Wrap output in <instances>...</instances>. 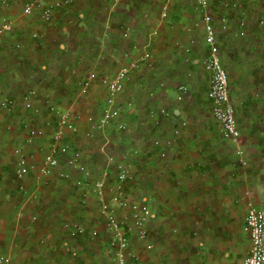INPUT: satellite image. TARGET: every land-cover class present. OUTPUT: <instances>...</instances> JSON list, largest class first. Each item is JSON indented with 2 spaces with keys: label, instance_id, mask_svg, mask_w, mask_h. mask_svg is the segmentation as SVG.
Masks as SVG:
<instances>
[{
  "label": "crops",
  "instance_id": "1",
  "mask_svg": "<svg viewBox=\"0 0 264 264\" xmlns=\"http://www.w3.org/2000/svg\"><path fill=\"white\" fill-rule=\"evenodd\" d=\"M44 1L51 4L55 0ZM121 1L105 0L107 7L104 0H71L54 9L48 21L42 19L39 7L34 8L29 14L27 38L18 40L4 34L0 39V101L11 99L8 95L15 96L17 90H23V94L35 89L40 94L36 99L39 111L35 114L39 121L35 124L43 129L48 128V120L43 118L47 105H70L77 132H67L66 139L82 151V160L91 172L87 177L91 184L101 177L108 155L123 159L131 150L137 151L133 157L137 200L151 210L147 229L153 244L151 250L145 251L141 264H241L250 245L243 230L245 200L250 197L257 204L264 201V132L253 129L259 119L252 116L244 118L248 119L246 124L240 122L250 128L249 133L241 134L247 156V164L241 166L234 145L219 133L209 131L204 119H185L181 105L172 111L174 116L168 111L169 115L162 113L166 108L165 91L173 88L166 89V82L159 78L160 66L168 56L173 63L171 68L177 69L182 65L177 61L178 53L192 55L197 42L206 45L202 20L197 27L181 17L166 20L176 0L168 4L165 17L163 0H158L160 4L154 9L141 12L140 7L134 8L135 0ZM235 1L238 0H209L216 11L210 10L215 16L225 14L228 18V30L223 33L234 39L245 38L249 23L254 21L252 12L264 0H245L233 9L230 4ZM17 2L10 0L8 6L0 3V17H14ZM197 15L201 19L199 11ZM260 18L263 17L256 19L257 26ZM193 19L196 20L195 16ZM239 20L245 22V34L241 37L236 33ZM259 28L262 34L255 33L258 45L264 43V29ZM143 51L149 52V60L131 71L124 90L116 98L119 120L127 124L122 136L111 138L115 122L91 137L86 136L87 116L98 117L106 88L97 79L87 92L81 93L79 79L90 71L99 78H109ZM244 51L241 47L236 49L240 67ZM251 51L249 75L257 79L261 54H255L256 47ZM205 56H192L190 64L195 66L201 61L202 65ZM172 80L177 81L174 77ZM179 83L189 91L187 82ZM72 92L73 95L68 94ZM5 111L8 110L0 107V236H29V264H95L92 251L96 247L90 242V233L96 226L104 232L97 214L98 204L96 214L89 210L83 213L78 205L82 202L89 206L88 201L96 199L71 181L37 176L32 171L22 181L26 191H20L14 181L13 151L15 143L24 140L25 132L20 134L11 127L21 121ZM181 121H186V125L181 126ZM175 129L178 133H174ZM48 137L44 133L25 144L23 151L29 154V162L42 160L40 150L47 146ZM59 168L66 169L64 164ZM112 170L115 173L111 165L109 178L114 176L110 175ZM31 194L37 195L36 201L31 200ZM242 207V213H237ZM95 218L100 226L95 225ZM70 222L85 226L84 233L70 237L64 226Z\"/></svg>",
  "mask_w": 264,
  "mask_h": 264
},
{
  "label": "built area",
  "instance_id": "2",
  "mask_svg": "<svg viewBox=\"0 0 264 264\" xmlns=\"http://www.w3.org/2000/svg\"><path fill=\"white\" fill-rule=\"evenodd\" d=\"M9 1L0 0V3L3 6H8ZM113 1L117 2L118 0ZM171 1L163 0V17L166 16L168 4ZM242 1L245 0L232 2L230 6L233 9H238ZM70 2L71 0H55L53 3L48 4L44 0H28L22 5V12L30 14L34 8L39 7L42 19L48 21L54 9L61 8ZM193 2L201 14L205 33L204 40L209 49L202 65L209 75L207 97L211 103V114L218 124V133L224 140L234 145L237 161L241 166H244L247 164V158L241 143V131L237 124L235 109L230 99L228 73L221 63L216 46L217 34L228 30L229 20L225 14L215 16L210 10L209 0H193ZM237 24V35L244 36L245 22L239 20ZM257 24L264 29V18L258 19ZM12 27L11 18L5 15L0 17V39L4 34L10 32ZM149 58V52L143 51L137 59L122 64L111 77L100 79V82L106 88L104 106L98 117L92 114L87 116L89 127L86 136L91 137L96 131L104 129L113 122H115V128L118 131H124L127 128V124L119 120L120 108L116 103V98L124 90V85L129 79L131 71L137 69L141 63L148 61ZM97 79L98 77L93 71L80 78L78 81L80 92H87L91 83ZM181 89L186 91V86H181ZM37 97L38 93L35 89L26 90L21 96L22 107L34 114L38 113ZM13 105L12 99L5 98L0 101V107L4 110L10 111ZM47 108L49 112L56 115V123L47 146L42 147L40 150L42 160L39 163L33 159L29 162V154L23 151L22 147L14 148L15 184L20 191L25 192L22 181L26 173L32 171L37 176L71 181L83 193H91L97 201L98 218L108 237L105 252L111 254L112 260L116 264H139V256L133 250L132 242L140 243L145 251L151 250L153 244L149 241V231L147 229V223L151 217L149 206L141 201L129 198L125 194L126 185L133 178V157L137 151L131 150L123 159L108 155L101 177L95 179L91 184L87 180L91 172L82 160V151L73 147L72 140L66 139L67 132L71 135L77 132V126L69 111L54 104L47 105ZM161 112L169 115L165 110H161ZM180 125L185 126L186 121H181ZM22 127L25 130L24 143L26 145L31 144L36 138L43 135L42 130L36 126H29V124L24 123ZM174 133H178V130L175 129ZM61 164H64L66 169L59 168ZM111 165L114 166L115 170L112 179L109 178ZM30 198L32 201H36L37 195L31 194ZM34 219L35 217H33ZM64 226L70 237H77L84 233V227L77 222L65 223ZM243 230L249 238L250 245L241 264H264V201L257 204L250 197H247L245 200ZM90 236L92 238L97 237L98 231L92 229ZM0 264H9V258L0 254Z\"/></svg>",
  "mask_w": 264,
  "mask_h": 264
},
{
  "label": "rangeland",
  "instance_id": "3",
  "mask_svg": "<svg viewBox=\"0 0 264 264\" xmlns=\"http://www.w3.org/2000/svg\"><path fill=\"white\" fill-rule=\"evenodd\" d=\"M27 1L28 0H18L16 11H14L15 16L11 17V20L13 22L12 30L10 33L7 32L5 36L7 37L13 36L14 38L18 40L21 38H25V37L27 38L29 36V14H24L21 10L22 5L25 4ZM135 1L137 5H134V8L137 9L138 7H140L139 8L140 12L144 9L146 10L149 9L150 7H153L152 9H154L155 5L159 6L160 4L158 0H135ZM213 1L216 2L218 0H213ZM102 3L104 4V6H107L108 4V3L106 4L105 0ZM120 3H123V0ZM193 3H194L193 0H176L175 5H173L172 9L168 12V16L166 20H172L175 18L178 19L181 17L183 19L191 20V25L192 26L194 25L195 27H197V25H200L201 19H200V16L197 15L198 10L195 7V4ZM261 6L260 8L252 12L251 19L254 21L252 23H249V26H248L249 33L245 36V38L234 39L233 36H230V35H227V33H221V32H219L216 37V46L218 48V55L221 60V63H222V59L224 58V63H222V65L228 73L229 89H230V97H231L230 99L235 109V114H236L235 116H236L237 124H238L239 129L241 130L242 136L249 133L248 131L250 128L244 125H240V122H242L243 124H246L245 122H247L249 117H252V116L255 120L256 118L259 119L257 120V122L254 121L256 122L253 125L254 131H256L257 133L264 132V122H263L264 121V43H261L260 45L255 44V40H256L255 33L258 32L259 35L262 34L261 29L256 25V19L258 17L264 18V11H263L264 4H262ZM210 8H212L213 11H216L213 6ZM194 16L196 19L195 21L193 19ZM119 17L121 16L119 15L118 18ZM156 18H158V16H156ZM250 28H252L251 31H250ZM190 29L191 30H189V33L192 34L193 29L192 28ZM262 37L264 39V34L262 35ZM198 39H200V37ZM19 45L21 44L19 43ZM240 47H241V50L243 49L245 50L242 53L243 55V59H241L242 67L239 66L240 62L239 63L236 62V59H238L236 56L237 55L236 49ZM253 47H256L258 50L257 52H255V54H259V55L261 54V61L259 59L260 68L258 70L260 72V75L258 76L257 79H255L254 77L251 78L249 75L251 71L250 62L252 63V61H250V54L252 53L251 49ZM16 50H18L17 47H15V51ZM208 50L209 49L207 45L202 46L197 42V44L194 46L192 55L191 53H188V54L186 53L183 54L182 52L178 53L177 61H180L182 65L181 67L178 66L177 69L171 68V65L173 63H171V59L168 58L167 56V60L164 63H162L160 66L159 78L166 82V89H168L170 86H172L173 88L172 91H167V90L165 91L166 108L164 109L166 111H168L171 114L172 111L178 105H181L180 107L183 110L182 117H184L187 120L191 119V120H196V121L199 118H200L199 120L204 119V122L206 123V127H208V130L211 132L218 133V124L212 117L211 103L207 97L209 75L202 68L201 61L199 62V64H196L195 66H192L190 64V58H192V56L200 57L201 59L203 56L207 55ZM172 77H174V79H177V81L172 80ZM101 78L98 77V79H101ZM251 79L253 80L251 81ZM181 80L182 82H187L190 88L189 91L188 89H186V91H183L181 89V86H184V84L179 83V81ZM22 91L19 92L17 90L15 93V96L8 95L14 102V105L10 111H5V112H9L11 115H13V117L16 120H19L21 122L31 124V125L33 124L36 126L35 122L39 121V117L35 116V114L32 115L31 112L25 110L22 107V103L20 100V95L22 94ZM37 93L39 97L40 94L39 92ZM68 94L73 95V92L68 93ZM103 106L104 104H100V106L98 107H101V109L103 110ZM180 107L179 109H181ZM60 108L64 110H68L71 115V112L69 110L70 105L65 106V108H62V107ZM102 110L100 111L102 112ZM100 111L97 113L95 112V113L99 116L101 114ZM43 115H44L43 118L48 120L47 123H49V125L47 126L48 128H45V129H43L40 125L39 129L42 130L43 134L45 133L49 135L50 137L54 129L55 123H56V115L49 112L48 109L44 111ZM244 118H248V119L245 120ZM21 122L19 123L14 122L11 125V127L12 128L15 127L20 134L25 132V130L22 127ZM43 126L45 125L43 124ZM111 127H113L111 131L113 133L110 134V135H113L111 138H115V139L120 138L122 136L120 133L123 131H118L114 126H111ZM47 129H50L51 131L49 130L50 131L49 132L47 131ZM114 131L116 133H114ZM48 142H49V139H48ZM25 146L26 145L24 143V140L22 142L18 140L17 143H15L14 148L22 147V149L24 150ZM226 147H229V146H226ZM134 170L135 171L133 172L132 180L129 181L126 185L125 194L129 198H133L137 200L138 180L136 178L137 170H136L135 164H134ZM111 173L110 175H113L114 171L112 170ZM112 177L113 176H111L110 179H112ZM88 202H90L89 206H87V204L79 202L80 205L78 206L80 207L81 211L83 210L82 212L84 213L87 210H89V212L93 211V213L96 214V205H97L96 200L91 199ZM242 210H243V207L237 210V213L238 212L242 213ZM95 221H96L95 225L98 224L100 226V224L98 223V219L95 218ZM84 229H86V227ZM94 229L98 231L97 237L90 238V242L92 243L93 248L96 247L92 251L93 259L95 258L94 263L95 264H116L112 260L111 254L105 252L104 250L105 247L107 246V238H108L107 234L105 232H102L101 229H99V227L97 226L94 227ZM132 248L133 250L137 252L139 256V264H141L145 250L141 247L140 243H137V242H132ZM0 250H1L0 254L6 255L9 258V264H29V236L22 235L21 233H16V235H4L2 237L0 236ZM75 255H72V256L74 257ZM86 264H90V263L87 262Z\"/></svg>",
  "mask_w": 264,
  "mask_h": 264
},
{
  "label": "trees",
  "instance_id": "4",
  "mask_svg": "<svg viewBox=\"0 0 264 264\" xmlns=\"http://www.w3.org/2000/svg\"><path fill=\"white\" fill-rule=\"evenodd\" d=\"M48 109V108H47ZM172 115L174 116V114L172 113Z\"/></svg>",
  "mask_w": 264,
  "mask_h": 264
}]
</instances>
